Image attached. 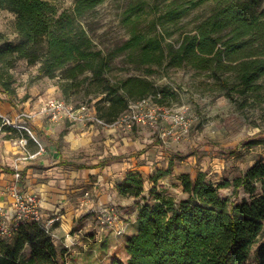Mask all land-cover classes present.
Listing matches in <instances>:
<instances>
[{
    "label": "trees",
    "instance_id": "1",
    "mask_svg": "<svg viewBox=\"0 0 264 264\" xmlns=\"http://www.w3.org/2000/svg\"><path fill=\"white\" fill-rule=\"evenodd\" d=\"M104 0H75L70 11L47 0H0V10L14 16L17 43L0 33V92L12 105L16 99L12 69L20 59L38 64L37 77L57 79L65 98L84 90L96 101L99 118L113 122L129 101L155 96L161 105L167 91L157 89L144 77L112 79V61L126 53L128 62L145 72L152 66L163 69L190 68L203 71L214 80L215 88L238 103H263L264 17L250 16L239 0H195L188 8L211 3L210 14L185 32L176 45L161 35L133 30L129 39L104 53L92 47L80 21ZM254 3V1H253ZM127 20L135 26L142 19L145 4L130 7ZM181 7L172 5L164 12L167 21L176 20ZM24 101V98L21 99ZM0 132L13 134L6 139H29L0 117ZM167 171L149 176L153 184L144 194L145 179L128 171L116 185L123 198H134L135 231L125 241V261L112 257L109 264H264V159L255 161L243 174L223 185H215L198 171L192 178L179 175L181 199L159 188L157 182ZM232 186L242 190L238 203L219 194ZM9 239H11L9 241ZM30 246L27 264H65L63 248L58 249L38 223L18 227L9 238L0 239V264H21L19 257Z\"/></svg>",
    "mask_w": 264,
    "mask_h": 264
},
{
    "label": "rangeland",
    "instance_id": "2",
    "mask_svg": "<svg viewBox=\"0 0 264 264\" xmlns=\"http://www.w3.org/2000/svg\"><path fill=\"white\" fill-rule=\"evenodd\" d=\"M47 1L54 4L59 11H70L75 0ZM138 1L144 2L145 12L142 19L133 27L127 17L130 7ZM191 1L195 0H104L83 18L80 24L91 40L93 49L104 53L129 39L133 30L151 36L161 35L167 43L176 45L185 32L192 30L198 21L210 14L211 3L205 2L188 8ZM239 1L250 16L264 17V0ZM171 5L181 7L182 13L176 20L167 21L164 12ZM0 33L9 41L14 43L19 41L14 29V16L3 10H0ZM128 59L129 56L124 53L112 61L110 72L112 79H123L128 76L147 78L157 89L163 88L167 91L166 98L160 106L165 109L185 106L188 108L190 120L188 134L179 142H174L169 137L162 138V132L170 126L166 121L136 126L131 131V139L133 141L139 139L138 142L140 146L142 145L140 151L155 150L152 152L154 159L147 168L139 172L145 179V195L153 185L148 177L167 171L169 166V173L159 178L157 186L178 200L184 197L178 179L182 173L194 178L198 171H202L215 185L227 182L231 184L255 161L264 159V102L238 103L227 98L215 88L214 80L203 71L152 66L154 72L148 74L145 72L146 68L129 64ZM37 69L38 64L30 65L24 59L18 60L12 69L17 94L14 102L19 105L23 98L27 102L16 108V114H21L23 120H30L28 117L31 113L40 112L42 105L49 98L63 100L73 108L81 104L93 106L96 100L91 96H85L84 90H79L67 98L63 97L59 81L47 77L38 78ZM261 81L264 86V78ZM31 132L35 136L34 131ZM66 132L67 129L64 127L57 131L59 140L62 139L61 134ZM7 135L14 136L0 132V153L6 144L15 142L16 137L11 138L12 140L6 139ZM28 136L31 138L29 134ZM78 138L81 137H76L75 140ZM78 141L79 145H82L79 147L78 159H88L90 149L86 145L89 142L82 139ZM219 194L233 203L247 198L242 190L233 194L232 186L221 187ZM136 201L138 200L134 198H120L115 204L128 218L129 227L133 225L132 214L136 208ZM102 234L106 235L105 232ZM126 256L122 244L113 239L108 238L107 242L101 243L83 239L79 245L64 254V261L65 264H109L112 257L125 261Z\"/></svg>",
    "mask_w": 264,
    "mask_h": 264
},
{
    "label": "crops",
    "instance_id": "3",
    "mask_svg": "<svg viewBox=\"0 0 264 264\" xmlns=\"http://www.w3.org/2000/svg\"><path fill=\"white\" fill-rule=\"evenodd\" d=\"M19 103L12 105L0 92V117L8 119L10 124L7 125L18 131L24 129L14 124L33 130L38 143L19 133L15 142L6 144L0 153V222H9L11 190L17 188L39 199L46 218L54 214L60 216V222L55 224L59 236L93 225L94 237L85 238L87 241L101 243L109 238L120 242L124 248L127 237L135 231L137 209L132 214L133 225L128 226L123 237L107 232L103 235L94 225L93 210L99 205H115L118 199L123 198L118 195L116 185L128 171L142 172L147 168L154 159L152 152L155 150L140 151L142 145L139 139H131V132L66 120L51 122L41 111L31 113L28 117L30 120H23L21 114H16V108L27 102ZM62 127L67 132L61 134L62 139L59 140L57 131ZM76 137H81L77 140L89 142L86 146L90 149V155L85 161L78 159L82 145L75 140ZM134 154L138 155L132 156ZM16 173H19L18 179ZM86 191L90 196L84 199ZM121 212L127 218L123 210ZM29 259L30 246L25 245L19 261L27 264Z\"/></svg>",
    "mask_w": 264,
    "mask_h": 264
},
{
    "label": "built area",
    "instance_id": "4",
    "mask_svg": "<svg viewBox=\"0 0 264 264\" xmlns=\"http://www.w3.org/2000/svg\"><path fill=\"white\" fill-rule=\"evenodd\" d=\"M155 99V96H148L137 101H129L127 108L111 123H106L99 118L93 106L81 104L73 108L63 100L56 98H49L42 106L41 113L51 122L66 120L71 123H82L86 126H99L122 132H131L134 127L140 125L166 121L170 126L162 132V138L169 137L174 142L181 141L188 134L190 127L188 108L181 106L176 109H165ZM3 120L5 124H10L8 119ZM15 127L24 129L38 143L26 126L15 125ZM40 150H42L41 147ZM15 177L18 179L19 173H16ZM89 196L88 191L83 195L84 199ZM93 212L94 225L101 232L122 236L129 226V221L117 205H99ZM9 213V222H0V239L11 237L20 225L33 222L41 226L51 237L55 246L63 248L66 252L79 245L83 239L94 237L93 225L76 231H68L62 237L59 236L55 224L60 222V216L54 214L46 218L39 199L34 194L22 192L17 188L11 190Z\"/></svg>",
    "mask_w": 264,
    "mask_h": 264
}]
</instances>
